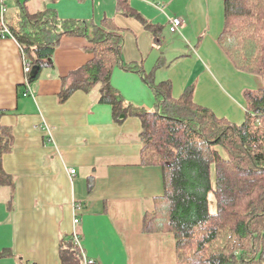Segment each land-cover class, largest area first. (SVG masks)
I'll use <instances>...</instances> for the list:
<instances>
[{
  "label": "crops",
  "instance_id": "crops-1",
  "mask_svg": "<svg viewBox=\"0 0 264 264\" xmlns=\"http://www.w3.org/2000/svg\"><path fill=\"white\" fill-rule=\"evenodd\" d=\"M50 1L47 6L61 17L114 18L124 30V62L155 69L156 81H171L175 98L194 86L195 101L221 118L242 121L246 91L264 87V76L238 69L219 45L224 0H131L148 22L163 25L158 42L139 19L118 11L117 0ZM19 13L11 14L13 23ZM174 16L184 18L177 32L170 30ZM88 48L84 36H63L55 67L25 96L20 44L0 37V109L7 110L1 122L14 133L3 159L14 187L0 189V252L5 250L0 264H62L60 244L75 232L83 256L97 264H176L174 235L143 230L144 212L164 193V182L160 166L138 162L140 118L115 123L111 106L82 90L60 101L62 77L92 58ZM112 82L128 101L153 105V92L139 73L117 67ZM90 174L95 175L91 193Z\"/></svg>",
  "mask_w": 264,
  "mask_h": 264
},
{
  "label": "trees",
  "instance_id": "trees-1",
  "mask_svg": "<svg viewBox=\"0 0 264 264\" xmlns=\"http://www.w3.org/2000/svg\"><path fill=\"white\" fill-rule=\"evenodd\" d=\"M30 1H18L23 7L20 17L15 23L7 21L26 60L32 69L37 68L34 76L28 74L30 82L55 67L54 53L63 36H84L92 58L62 77L60 101L82 90L111 106L115 123L130 116L142 122L138 162L160 166L164 182V193L144 212V232L172 233L176 264H264V87L246 91V116L231 122L198 104L194 86L175 98L171 81H156L155 69L146 71L142 63L124 62V30L114 18L61 17L47 4L31 9ZM117 2L118 11L139 19L159 41L163 25L148 22L131 0ZM224 5L219 45L238 69L264 76V0H224ZM117 67L141 75L153 92L152 106L128 101L114 86ZM5 113L0 109L2 190L14 187V178L3 163L14 139L13 129L1 122ZM87 180L91 193L95 175ZM210 194L216 202L213 211ZM60 256L62 264H83L74 234L62 240Z\"/></svg>",
  "mask_w": 264,
  "mask_h": 264
},
{
  "label": "built area",
  "instance_id": "built-area-1",
  "mask_svg": "<svg viewBox=\"0 0 264 264\" xmlns=\"http://www.w3.org/2000/svg\"><path fill=\"white\" fill-rule=\"evenodd\" d=\"M7 0H0V37L1 38H14L8 23H7V19H6V12H7ZM158 7L161 10H164V3H159ZM184 23V18L182 16H174L172 18H170V30L172 32H177L180 30V27L183 25ZM24 58V71L26 74V79H25V85H26V91H25V95H29V94H34V89L32 87V84L29 80L28 74L30 72H32V67L29 64V62L26 60L25 56L23 55ZM69 172L71 175L76 173V169L75 168H70ZM75 224L79 223V219L75 218L74 219ZM74 238L75 241L80 245L81 247V243H80V239H79V234L77 232L74 233ZM82 248V247H81ZM83 264H97L96 260H94L93 258L83 256Z\"/></svg>",
  "mask_w": 264,
  "mask_h": 264
},
{
  "label": "rangeland",
  "instance_id": "rangeland-1",
  "mask_svg": "<svg viewBox=\"0 0 264 264\" xmlns=\"http://www.w3.org/2000/svg\"><path fill=\"white\" fill-rule=\"evenodd\" d=\"M26 0H20L21 3H23ZM51 3L50 0H31L30 1V6L31 9H38L41 8L43 5L49 4ZM7 5V4H6ZM21 9L23 10L22 5L18 4V2H13L12 0L9 2V6L7 5V12H6V19H8V23H12L15 18V16L13 17L11 14H15L17 12H21ZM12 17V18H10ZM33 71V70H32ZM152 205H149L148 207L151 208ZM210 206H211V210H215L216 208V202L214 199L213 194H210Z\"/></svg>",
  "mask_w": 264,
  "mask_h": 264
},
{
  "label": "water",
  "instance_id": "water-1",
  "mask_svg": "<svg viewBox=\"0 0 264 264\" xmlns=\"http://www.w3.org/2000/svg\"><path fill=\"white\" fill-rule=\"evenodd\" d=\"M37 73V68L35 67L32 71V76H34Z\"/></svg>",
  "mask_w": 264,
  "mask_h": 264
}]
</instances>
